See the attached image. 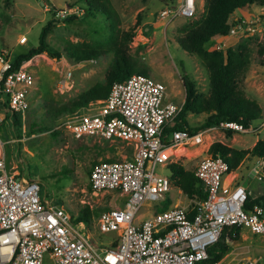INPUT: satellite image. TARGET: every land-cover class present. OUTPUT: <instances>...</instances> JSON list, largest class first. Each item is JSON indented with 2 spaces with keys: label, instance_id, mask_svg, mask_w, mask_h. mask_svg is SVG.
Returning <instances> with one entry per match:
<instances>
[{
  "label": "built area",
  "instance_id": "2783aa9c",
  "mask_svg": "<svg viewBox=\"0 0 264 264\" xmlns=\"http://www.w3.org/2000/svg\"><path fill=\"white\" fill-rule=\"evenodd\" d=\"M43 8L55 19L83 13L78 5L44 3ZM196 11L197 0H178L163 7L160 16L190 18ZM251 27V20L235 16L228 35H242ZM26 40L25 34L18 38L19 43ZM216 42L212 48L225 49L223 38ZM23 62L14 68L7 49H0V123L6 112L24 115L29 107L27 95L35 76ZM182 103L167 99L163 81L134 72L114 81L105 98L59 118L56 127H66L77 139L97 136L134 144L131 157L99 158L88 173L93 190L116 191L123 198L121 204L98 212L99 230L116 232L115 239L102 248L81 232L82 221L75 220L76 214L42 198L38 180H24L8 169L0 140V264H44L45 256L51 264H258V258L249 255L229 263L225 261L227 255L212 260L208 253L225 226L264 232V205L254 203L245 208L251 195L248 178L243 185L245 179L238 180L239 174L234 172L225 180L231 172L227 161L219 153L206 154L193 169L206 192L205 197H199L189 196L174 185L171 173L167 176L154 170L158 163L174 161L172 151L163 156L165 149L198 144L204 139L203 130L165 131L172 126ZM220 125L234 131L250 129L237 120ZM253 157L249 171L257 180H264V156ZM171 188H176L177 198L169 207L137 218L144 202L164 199Z\"/></svg>",
  "mask_w": 264,
  "mask_h": 264
},
{
  "label": "rangeland",
  "instance_id": "374dc122",
  "mask_svg": "<svg viewBox=\"0 0 264 264\" xmlns=\"http://www.w3.org/2000/svg\"><path fill=\"white\" fill-rule=\"evenodd\" d=\"M114 9L121 29H129L140 18L135 34L129 42V54L134 61V71L152 75L166 85L167 99L182 102L185 96L183 74H188L195 82L197 91L208 93V69L198 54L186 51L179 44L183 34L182 26L201 15L204 0H197L194 17L175 16L172 19L160 16L163 7H170L178 0H106ZM50 6L78 5L85 0H0V49H7L13 58L38 43L39 33L47 20L53 18ZM248 8L235 9L230 14L252 21V27L242 35L223 38L224 47L235 46L247 41L249 64L239 80V86L249 98H254L262 108L261 117L250 124L247 131H234L226 136L222 127L210 126L203 131V141L194 145L175 146L171 159L193 168L195 162L208 150L202 148L214 140H220L235 148H250L258 139H264V55L258 53V46L264 43V5L252 4ZM101 11L93 14L82 13L76 18L55 19L47 40L54 47L65 51L68 43L87 42L97 44L110 30V20ZM25 34L27 40L19 43L18 38ZM217 37L211 38L206 46L216 44ZM112 53L102 57L79 62L71 61L65 53L60 57H50L46 52L32 56L23 62L35 76L27 95L30 102L24 115L20 114L17 130L10 119L0 123V140L7 167L14 174L23 170L22 177L36 179L40 183L42 198L51 204L63 205L72 215L78 214L82 204L93 209L90 222L82 221L81 232L95 245L102 248L115 239V231L101 232L98 228V212L121 204L123 198L116 191H99L89 188L88 173L92 164L99 158L107 160L129 158L134 150L133 142L102 137L75 138L64 126H58L63 113H54V107L74 98L80 91L104 79L105 69L111 63ZM206 113H188L190 125L202 122ZM53 130L56 134H53ZM17 135H20L19 137ZM173 152V149L169 150ZM210 154V153H209ZM254 155L247 153L234 169L238 180L248 178V189L252 196L264 193V180H257L249 171ZM154 170L170 175L168 165L157 164ZM231 176H228V180ZM174 186V185H173ZM177 198L176 188H171L164 199L144 202L137 218L150 214L155 209L169 207ZM98 208V210L96 209ZM230 247L223 255L225 261L233 263L240 256L258 258L264 264V232H252L247 227L240 228L238 238L228 240ZM44 264H51L45 256Z\"/></svg>",
  "mask_w": 264,
  "mask_h": 264
},
{
  "label": "trees",
  "instance_id": "16d2710c",
  "mask_svg": "<svg viewBox=\"0 0 264 264\" xmlns=\"http://www.w3.org/2000/svg\"><path fill=\"white\" fill-rule=\"evenodd\" d=\"M254 3L264 5V0H204L201 15L182 26L183 34L179 38V44L189 53L202 57L209 73V91L208 93L197 91L195 82L188 74H183L184 100L172 126L165 128L166 132L176 128H187L190 132H196L210 126L222 127L220 123L227 120H237L242 122L243 126L249 127L253 120L261 117V106L254 98H249L239 86V80L249 64L247 41H240L235 46H227L225 49L206 46L211 38L228 34L231 27L229 16L235 9L244 8ZM81 7L83 13L86 14L101 11L108 18L116 16L113 7L106 0H85ZM76 17L70 16L69 18ZM139 20L140 18L131 28L121 29L116 16L112 21L110 20V30L102 41L97 44L70 42L63 52L54 48L47 40V35L55 22V19H49L40 30L38 43L13 57L12 66L17 68L23 61L42 52H46L50 57H60L65 53L73 62L95 59L111 52V63L105 69L102 81L95 82L87 89L80 91L74 98L54 107L55 114L70 113L87 105L90 101L105 98L114 81L123 80L135 72L134 61L129 54V42L135 34L134 31L140 23ZM258 53L264 55V43L258 46ZM202 112L206 113L205 119L196 125H190L187 114ZM4 119H10L11 123L16 125L19 130V113L8 111ZM222 128L226 136H231L234 132L231 128ZM53 134H56V131L53 130ZM208 151L213 155L221 154L227 161L229 170H232L238 166L247 153L264 156V139L258 138L250 148H235L220 140H214L210 143ZM168 166L174 185L179 186L189 196L195 194L199 197L206 196L202 181L192 169L186 168L179 161H172ZM21 174H23V170L20 169L15 176L20 177ZM88 187L92 189L90 184ZM254 203L264 205V193L258 196L248 195L245 208L251 207ZM96 209L98 210V208ZM93 214V209L88 204H82L75 220L90 222ZM239 235V226H225L216 243L208 247L211 259L220 258L230 247L228 240L236 239Z\"/></svg>",
  "mask_w": 264,
  "mask_h": 264
},
{
  "label": "crops",
  "instance_id": "0c3cea01",
  "mask_svg": "<svg viewBox=\"0 0 264 264\" xmlns=\"http://www.w3.org/2000/svg\"><path fill=\"white\" fill-rule=\"evenodd\" d=\"M249 5H252V4H249ZM249 6L247 5L246 7H244V8H248ZM232 14V13H231ZM230 20V19H229ZM232 35H225L224 37H222V36H219V37H217V38H229V37H231ZM225 43H226V41H225ZM211 47V46H210ZM208 147H209V145H207V146H205V147H203L202 149L203 150H208ZM210 152L208 151V154H209ZM175 155V154H174ZM173 155V156H174ZM206 155V154H205ZM205 155H203V156H205ZM203 156H201V157H203ZM200 157V158H201ZM199 158V159H200ZM174 161H176V160H174ZM199 160H197L196 162H195V165H194V167L193 168H188V169H194L195 168V166H196V164H197V162H198ZM184 165V164H183ZM185 166V165H184ZM186 167V166H185ZM234 172H236L234 169H232L231 170V172L228 174V176H231L232 174H234ZM228 176L226 177V179L225 180H228Z\"/></svg>",
  "mask_w": 264,
  "mask_h": 264
},
{
  "label": "bare ground",
  "instance_id": "6f19581e",
  "mask_svg": "<svg viewBox=\"0 0 264 264\" xmlns=\"http://www.w3.org/2000/svg\"><path fill=\"white\" fill-rule=\"evenodd\" d=\"M172 149H173V153H176L175 148H172ZM169 150H171V149H165V150L163 151V156H167Z\"/></svg>",
  "mask_w": 264,
  "mask_h": 264
},
{
  "label": "water",
  "instance_id": "95a60500",
  "mask_svg": "<svg viewBox=\"0 0 264 264\" xmlns=\"http://www.w3.org/2000/svg\"><path fill=\"white\" fill-rule=\"evenodd\" d=\"M243 185H247V180L246 179L243 181Z\"/></svg>",
  "mask_w": 264,
  "mask_h": 264
}]
</instances>
